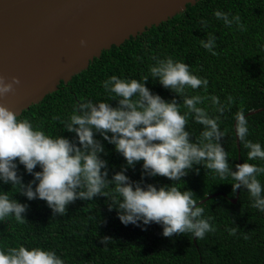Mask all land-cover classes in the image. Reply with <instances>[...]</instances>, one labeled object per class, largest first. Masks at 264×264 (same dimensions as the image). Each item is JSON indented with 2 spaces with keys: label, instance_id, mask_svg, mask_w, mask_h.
<instances>
[{
  "label": "trees",
  "instance_id": "obj_1",
  "mask_svg": "<svg viewBox=\"0 0 264 264\" xmlns=\"http://www.w3.org/2000/svg\"><path fill=\"white\" fill-rule=\"evenodd\" d=\"M215 10L230 13V18L239 14L244 30L235 23L225 25L213 15ZM207 33L217 37L215 55L200 44L202 39L207 40ZM167 56L187 63L193 73L208 79L207 90L187 88L184 94L205 97L198 106L206 108L210 115H219L224 132L221 143L228 153L230 167L235 170V165L243 162L264 167V161H248V149L235 128V116L242 112L248 121L246 139L264 144V0H200L187 5L184 12L167 22L153 26L119 47L104 50L88 69L68 84L62 82L56 92L23 111L20 118L71 140L75 133L64 129L61 121L67 119L81 98L106 99L108 94L101 81L111 75L140 79L148 74L155 58ZM146 86L165 100L175 98L181 103V111H187L183 98L158 81L149 77ZM212 95L225 105L222 114L211 104ZM229 96L231 102L227 100ZM109 102L113 106L117 104L115 99ZM53 116L58 119L53 120ZM186 128L195 139L202 125L189 116ZM96 137L104 144L105 153L101 156L107 161L111 179L122 166L127 167L125 158L99 133ZM141 164L142 161L127 167L125 174L133 181H140ZM18 174L25 184L33 179L23 165H18ZM258 179L264 184V174ZM144 180L158 187L174 183L161 175ZM233 182L230 176L222 180L203 165H194L178 183L181 190L190 189L194 193L193 198L204 209L203 217H211L209 222L215 227V231L199 240L187 232L165 237L162 225L155 222L143 226V230L131 223L125 226L115 207L109 211L108 204L112 201L108 196L76 199L66 206L64 215H59L53 214L46 201L28 200L16 188L12 189L10 183H0V190L10 192L13 199L28 205L23 223L12 217L0 221V249L21 244L29 248L39 246L54 250L65 264H264V211L253 207V198L247 190L239 188L233 194ZM229 229L233 230L232 234ZM104 236L110 238L107 246L101 243Z\"/></svg>",
  "mask_w": 264,
  "mask_h": 264
},
{
  "label": "clouds",
  "instance_id": "obj_2",
  "mask_svg": "<svg viewBox=\"0 0 264 264\" xmlns=\"http://www.w3.org/2000/svg\"><path fill=\"white\" fill-rule=\"evenodd\" d=\"M213 15L225 25L233 23L244 30L239 14L232 15L215 10ZM206 26L205 21H201ZM202 39L203 48L215 55L217 37L207 33ZM86 41L81 40L84 46ZM151 77L164 88L183 98L187 111L182 112L176 99L168 101L153 93L146 82ZM19 78L7 80L0 76V96L14 91ZM108 94L106 99L81 98L66 120L61 121L69 138L50 134L27 118L0 104V183L11 184L28 200L42 199L53 214L64 215L67 205L76 199L92 200L97 195L108 196L122 224L141 227L151 223L162 225V235L191 233L198 240L206 233L215 231L211 217L204 218V209L198 206L190 189L181 190L178 183L194 165H203L222 180L231 177L232 191L243 188L253 198V207L264 211V184L258 177L264 167L249 162L230 167L228 153L221 143L224 132L220 128L219 115H210L200 105L205 97L185 95L187 88L203 87L209 81L190 70V66L171 56L155 58L149 65L148 74L140 79L111 75L101 81ZM117 100L116 106L109 101ZM217 113L225 111V105L215 95L210 97ZM231 102L232 97L227 98ZM189 116L202 125L199 135L193 139L188 125ZM53 120L58 117L53 116ZM236 133L248 149V161H264V144L247 140L248 121L237 113ZM114 145L126 161L127 167L141 162V180L133 181L125 173L127 167L108 178L104 144L96 137ZM18 158V160H17ZM18 165L33 176L26 184L18 174ZM39 167L40 170H35ZM198 172L199 169L197 168ZM161 175L174 183L157 186L145 177ZM16 191V192H17ZM28 205L12 198L10 192L0 190V221L12 217L18 223L25 221ZM232 229H229L232 234ZM110 238L104 236L101 243L107 246ZM0 264H65L54 250L42 247H17L0 249Z\"/></svg>",
  "mask_w": 264,
  "mask_h": 264
},
{
  "label": "water",
  "instance_id": "obj_3",
  "mask_svg": "<svg viewBox=\"0 0 264 264\" xmlns=\"http://www.w3.org/2000/svg\"><path fill=\"white\" fill-rule=\"evenodd\" d=\"M198 1L0 0V76L20 80L14 91L0 96V104L20 116L88 69L104 50L137 38Z\"/></svg>",
  "mask_w": 264,
  "mask_h": 264
}]
</instances>
